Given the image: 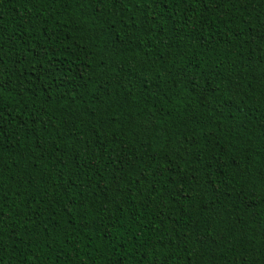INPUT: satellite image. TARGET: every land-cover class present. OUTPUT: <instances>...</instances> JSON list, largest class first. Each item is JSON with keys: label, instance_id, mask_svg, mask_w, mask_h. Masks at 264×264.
<instances>
[{"label": "trees", "instance_id": "obj_1", "mask_svg": "<svg viewBox=\"0 0 264 264\" xmlns=\"http://www.w3.org/2000/svg\"><path fill=\"white\" fill-rule=\"evenodd\" d=\"M0 83V264H264V0H0Z\"/></svg>", "mask_w": 264, "mask_h": 264}, {"label": "snow or ice", "instance_id": "obj_2", "mask_svg": "<svg viewBox=\"0 0 264 264\" xmlns=\"http://www.w3.org/2000/svg\"><path fill=\"white\" fill-rule=\"evenodd\" d=\"M3 87H4V85L2 83H0V88H3ZM205 243H207V242L205 241Z\"/></svg>", "mask_w": 264, "mask_h": 264}]
</instances>
